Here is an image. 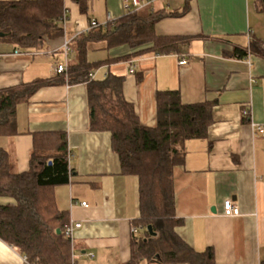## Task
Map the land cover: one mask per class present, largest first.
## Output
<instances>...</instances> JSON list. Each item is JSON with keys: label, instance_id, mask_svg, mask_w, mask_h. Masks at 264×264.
Here are the masks:
<instances>
[{"label": "crops", "instance_id": "obj_1", "mask_svg": "<svg viewBox=\"0 0 264 264\" xmlns=\"http://www.w3.org/2000/svg\"><path fill=\"white\" fill-rule=\"evenodd\" d=\"M17 1L27 0H0ZM142 1L150 3L140 9L177 15L156 24L158 36L192 41L169 55L149 50L137 55L136 49L116 47L99 61L129 58L104 65L96 78L100 71L125 78L124 96L145 127L157 125L159 91H178L185 104L214 103L207 136L185 142L184 164L174 170L176 215L181 221L177 232L197 252L212 248L217 264H262L264 56L252 53L240 59L232 54L235 48L248 49L252 40L264 43V14L256 0H190L185 12V0ZM64 8L63 37L46 41L39 51L16 55L13 44L0 41V88L38 79L56 82L18 105L21 134L0 138V147L9 151L21 173L30 168L33 133L66 132L70 182L51 192L69 224H81L72 244L75 264H127L132 228L140 215L138 180L122 174L111 135L90 129L87 85H71L54 71L65 63V42L82 34L92 20L113 23L126 7L124 0H87L82 12L77 0H64ZM67 59L69 66L70 52ZM183 59L187 64L180 66ZM4 200L0 197V204ZM226 200L239 207L240 216H224ZM83 202L87 207L80 205ZM24 258L0 239V264H25Z\"/></svg>", "mask_w": 264, "mask_h": 264}, {"label": "trees", "instance_id": "obj_2", "mask_svg": "<svg viewBox=\"0 0 264 264\" xmlns=\"http://www.w3.org/2000/svg\"><path fill=\"white\" fill-rule=\"evenodd\" d=\"M189 1L185 0L184 12ZM77 2L86 12L87 0ZM256 3L264 14V0ZM174 16L176 13L138 9L130 4L113 23L103 25L92 20L90 24L98 26L69 43L72 62L62 73L63 80L67 78L71 85H87L90 129L111 135L122 174L138 180L140 215L134 222L138 231L133 233L127 264H217L212 248L197 252L178 234L181 221L176 215L174 181L175 168L185 161V142L207 136L214 103L185 104L178 91H159L157 125L145 127L124 96L125 78L109 72L102 79L90 77L104 65L129 58L90 62V52L128 46L136 49L137 55L148 50L157 55L179 53L192 38L158 36L155 31L159 21ZM64 17V0L0 2V34H6L0 41L10 42L18 51H39L46 41L63 37ZM252 53L264 56V43L252 40L248 49L235 48L232 57L243 59ZM55 83L38 79L0 88V138L20 135L18 105ZM32 137L30 168L25 172H17L9 151L0 147V197L13 200L0 204V239L31 264H75L71 241L65 236L68 216L56 208L51 192L70 182L67 133L35 132ZM149 226L156 235L149 233Z\"/></svg>", "mask_w": 264, "mask_h": 264}, {"label": "built area", "instance_id": "obj_3", "mask_svg": "<svg viewBox=\"0 0 264 264\" xmlns=\"http://www.w3.org/2000/svg\"><path fill=\"white\" fill-rule=\"evenodd\" d=\"M150 2H144L142 0H124V6L126 8L129 7L130 4H132L135 8H143L145 5H148ZM98 26L97 23L92 22L90 24V26L88 28H86L84 30V32H88L91 28ZM83 32V33H84ZM63 50L66 56V59L69 55V42H65V44L63 45ZM16 55H22L23 53L21 51H16L15 52ZM67 63L63 64V65H58L54 68V71L56 72V74H62V73H66L67 71ZM187 64L186 60H180L179 61V65H185ZM95 74H91V79L95 78ZM248 111L244 112V116H248ZM259 130H262V128H258ZM82 207H87V203L83 202L80 204ZM223 214L225 217H238L241 215L240 209L237 205H235L231 200H226L223 204ZM81 228V224L80 223H76V224H69L65 227V236L71 241V244H73L74 238H75V231L77 229ZM138 231L137 228L133 227L132 228V233H136ZM25 264H31L26 258H24Z\"/></svg>", "mask_w": 264, "mask_h": 264}, {"label": "rangeland", "instance_id": "obj_4", "mask_svg": "<svg viewBox=\"0 0 264 264\" xmlns=\"http://www.w3.org/2000/svg\"><path fill=\"white\" fill-rule=\"evenodd\" d=\"M169 1V0H168ZM264 17V16H263ZM63 27H64V23H63ZM87 28V27H86ZM106 51H101V50H99V51H94V52H90V53H88V56H87V58H88V60L90 61V62H97V61H99V59H101V56H102V54H105L106 55V53H105ZM106 57V56H105ZM66 62H68V59H66L65 60V63L64 64H66ZM97 72V71H96ZM95 72V73H96ZM105 71H100V72H98V74H97V77H98V79H102L103 78V76L105 75ZM4 199H6V200H4V204H7V202H12V200L10 199H8V198H5V197H3Z\"/></svg>", "mask_w": 264, "mask_h": 264}, {"label": "water", "instance_id": "obj_5", "mask_svg": "<svg viewBox=\"0 0 264 264\" xmlns=\"http://www.w3.org/2000/svg\"><path fill=\"white\" fill-rule=\"evenodd\" d=\"M0 37H2V38H3V37H6V34H0ZM49 164H51V162H49ZM148 231H149V233H150L151 235H156V234L153 232L151 226L148 227ZM57 233L60 234V233H61V230L58 229V230H57Z\"/></svg>", "mask_w": 264, "mask_h": 264}]
</instances>
